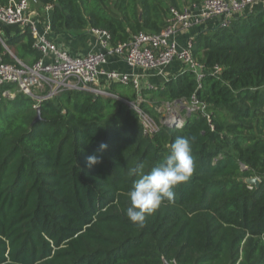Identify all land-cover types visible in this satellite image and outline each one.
<instances>
[{"label":"trees","instance_id":"1","mask_svg":"<svg viewBox=\"0 0 264 264\" xmlns=\"http://www.w3.org/2000/svg\"><path fill=\"white\" fill-rule=\"evenodd\" d=\"M202 1L36 0L34 7L45 15L50 6L53 41L97 29L116 47L169 27L170 9ZM33 45L26 28L0 34V57L32 66L41 59ZM192 56L204 71L199 82L183 67L156 90L111 83L107 91L120 99L63 92L38 103V119L35 99L0 86L9 92L0 94V264H264V2L198 32ZM192 97L208 119L196 113L182 126L161 124L166 105ZM138 98L159 128L153 135L128 107ZM177 136L194 138L191 179L136 227L126 216L136 179L128 169L150 171ZM93 154L101 162L89 167ZM253 178L257 184L248 183Z\"/></svg>","mask_w":264,"mask_h":264},{"label":"built area","instance_id":"2","mask_svg":"<svg viewBox=\"0 0 264 264\" xmlns=\"http://www.w3.org/2000/svg\"><path fill=\"white\" fill-rule=\"evenodd\" d=\"M264 0H203L199 4L185 7L181 12L170 9L173 15L171 24L159 33H138L133 35L128 43L110 47L107 32L92 29L89 33L95 41V49L83 56H71L60 48L52 39L50 33V6L45 8V15L35 9L36 0H8L6 5H0V26L28 29L34 40V48L41 54V59L32 66H27L14 58L15 64H6L0 57V86L12 84L17 90L36 100L35 108L44 99H50L63 92H85L93 95L110 96L107 86L111 83L131 85L137 93L141 84L136 74L121 73L107 70L109 55L123 57L128 66L142 71H151L164 76L166 69L174 62L182 68L190 69L195 74L197 82L201 80L204 71L192 56V37L182 45L176 41V35L182 30H189L211 19H218L219 26H225L231 17L251 9ZM4 48L5 45L1 43ZM219 68L214 67L211 73L219 74ZM104 84V86H103ZM158 86L150 85L149 90ZM8 96V91L0 92ZM138 98L128 102L140 121L145 134L153 135L158 131L156 123L140 108ZM206 106L200 104L194 97L191 103L176 102L166 105L161 115L162 125L182 126L183 115L201 113L207 119Z\"/></svg>","mask_w":264,"mask_h":264},{"label":"clouds","instance_id":"3","mask_svg":"<svg viewBox=\"0 0 264 264\" xmlns=\"http://www.w3.org/2000/svg\"><path fill=\"white\" fill-rule=\"evenodd\" d=\"M192 139L194 138L177 136L170 151L148 172L144 171L143 164L128 169V175L136 177L128 192L130 205L126 208V216L134 226L143 228L146 217L153 214L165 201L173 202L174 189L191 179L195 165ZM106 148V144H101L98 152L103 153ZM100 162L99 154L87 158L89 167Z\"/></svg>","mask_w":264,"mask_h":264},{"label":"crops","instance_id":"4","mask_svg":"<svg viewBox=\"0 0 264 264\" xmlns=\"http://www.w3.org/2000/svg\"><path fill=\"white\" fill-rule=\"evenodd\" d=\"M257 5L258 4H256L255 6ZM216 25H218V19H211L199 24L198 26L192 27L189 30L180 31L176 35L175 39L179 45H182L188 38L193 37L198 32L202 30L205 31L206 29L215 27ZM4 27L7 26H0V34L3 36H10L19 31V29L15 27H7L5 30H3ZM54 41L60 48H63L71 56H83L95 49V41L89 31L75 38L69 35L55 36ZM181 68L182 65L180 63L174 62L166 69V71L164 72V76H159L151 71H142L138 68L128 66L125 63L123 57H118L115 55L108 56L107 65L105 66V69L107 70H115L127 74H136L139 78L141 88H146L150 85L159 87L164 83V81L170 79L175 75V73L179 72ZM105 86L108 87L106 84Z\"/></svg>","mask_w":264,"mask_h":264},{"label":"water","instance_id":"5","mask_svg":"<svg viewBox=\"0 0 264 264\" xmlns=\"http://www.w3.org/2000/svg\"><path fill=\"white\" fill-rule=\"evenodd\" d=\"M141 15L139 14V17H140ZM37 119L39 118V113H38V109H37ZM248 183L249 184H257V180L255 179V178H253V179H250V180H248ZM167 264V263H166Z\"/></svg>","mask_w":264,"mask_h":264},{"label":"rangeland","instance_id":"6","mask_svg":"<svg viewBox=\"0 0 264 264\" xmlns=\"http://www.w3.org/2000/svg\"><path fill=\"white\" fill-rule=\"evenodd\" d=\"M157 89H158V87H157ZM181 115H183V118H184V113L182 112V113H180Z\"/></svg>","mask_w":264,"mask_h":264}]
</instances>
